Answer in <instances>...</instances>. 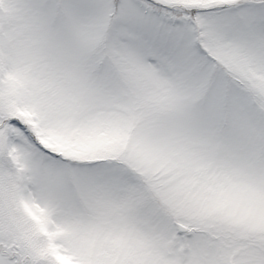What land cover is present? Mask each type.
I'll return each mask as SVG.
<instances>
[{"label":"snow or ice","instance_id":"1","mask_svg":"<svg viewBox=\"0 0 264 264\" xmlns=\"http://www.w3.org/2000/svg\"><path fill=\"white\" fill-rule=\"evenodd\" d=\"M0 264H264V0H0Z\"/></svg>","mask_w":264,"mask_h":264}]
</instances>
